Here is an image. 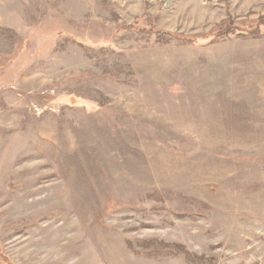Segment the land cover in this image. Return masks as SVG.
<instances>
[{
  "label": "rangeland",
  "instance_id": "obj_1",
  "mask_svg": "<svg viewBox=\"0 0 264 264\" xmlns=\"http://www.w3.org/2000/svg\"><path fill=\"white\" fill-rule=\"evenodd\" d=\"M0 264H264V0H0Z\"/></svg>",
  "mask_w": 264,
  "mask_h": 264
}]
</instances>
